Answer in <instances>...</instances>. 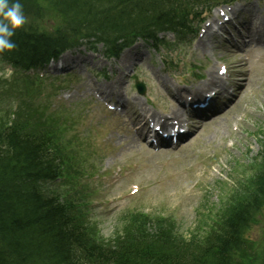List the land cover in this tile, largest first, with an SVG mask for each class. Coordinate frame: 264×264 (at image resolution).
Wrapping results in <instances>:
<instances>
[{"label": "trees", "instance_id": "1", "mask_svg": "<svg viewBox=\"0 0 264 264\" xmlns=\"http://www.w3.org/2000/svg\"><path fill=\"white\" fill-rule=\"evenodd\" d=\"M47 1L21 0L36 13L45 6L48 11L37 19L45 28L25 24L13 37L16 47L0 54V62L15 70L12 82L0 78L9 100L0 107V264H264V248L250 261L243 257L248 245L253 250L247 233L264 212V142L261 164L242 199L203 239L186 241L175 234L174 224L160 219L152 226L146 219L124 239L99 241L78 199L52 187L63 167L71 174L74 157L61 142L67 141L63 121L45 115L49 106L36 100L38 87L27 73L79 45L95 49L101 43L102 53L112 56L137 38L155 40L159 32L184 38L193 17L188 18L187 5H193L190 0ZM215 1L197 0L194 16L199 6Z\"/></svg>", "mask_w": 264, "mask_h": 264}, {"label": "rangeland", "instance_id": "2", "mask_svg": "<svg viewBox=\"0 0 264 264\" xmlns=\"http://www.w3.org/2000/svg\"><path fill=\"white\" fill-rule=\"evenodd\" d=\"M215 9L207 10L202 17L196 19L195 27L201 23L199 28L201 32L208 29L204 23L214 14ZM244 16L248 17L247 10L244 11ZM199 30L196 31L197 35L191 34L179 46L173 43L172 35H167L169 45L158 51H154L146 43L138 42L132 48L124 50L117 61H112L105 70L107 77L103 76L105 62L98 60L100 57L105 59L100 47L93 50L87 46H79L59 53L55 60L47 63L39 78L34 79L38 91H41L39 98L44 99L52 91L48 82L53 76L58 75L57 79L66 78L54 82L60 88L57 95L52 93V106L80 103L83 107H78L83 108L84 115L89 111L83 124L92 123L98 131L94 151H103L105 158L101 165V173L107 170L103 180L109 185L106 195L102 197L97 195L95 199H104V207L107 206L108 209L115 208L113 212L96 210L100 212L96 213L97 218L102 217L101 220L98 219L99 226L106 237L114 228V216L126 208L142 209L151 214L168 216L177 223L180 232L186 235L198 231L201 221L208 216V222L202 227L203 233L207 232L213 222L217 221L213 218L218 216L219 219L240 198L242 199L241 193L250 182L252 173L245 167L246 160L257 154V136L264 131V55L254 53L250 55L246 52L226 54L227 50L221 45L224 42L218 44L220 46L217 49L209 50V40L207 46L203 48L198 43L201 39ZM211 39L213 38L210 37ZM136 47L142 50L140 61L132 72L126 76H119L118 67L121 66L122 56L129 52L135 53ZM64 54L70 56L65 62L66 66L54 67L62 62L60 59ZM161 56L167 59L169 65L160 61ZM220 60H225L233 67L242 62L245 68L240 72L245 71L248 82L240 88L241 93L235 98L238 102L228 109L230 112L222 113L214 122L203 126L182 145L183 148L181 146L164 153H154L146 151L144 147H137L136 144L129 146L127 143L130 140L126 138L131 135V131L124 116L128 114L132 104L123 106L125 114L110 113L103 111L101 104L93 97L94 93L98 94L99 86L110 84L116 79L119 85L127 87L128 92L133 94L129 103L131 101L141 106L146 101L150 108L170 112L174 106L161 83L166 82L169 88L174 79L184 78L192 81L194 77H206L211 71V65ZM13 73L12 69L6 68L0 62V78L12 82ZM19 76L23 79L21 74ZM108 77L112 80L108 81L106 79ZM237 78L239 75L234 76V79ZM23 80L25 86L30 83ZM136 82L146 88L145 99L139 94L137 95L140 97L137 95L134 97L133 87ZM7 90L5 84L0 82V107L3 108L9 104L5 95ZM68 93L72 96L66 101L62 97ZM146 93L152 96L153 104L148 102ZM78 112L82 113L79 110ZM2 120L3 117L0 118V122ZM61 126L69 128L67 124ZM79 151L82 149L79 148ZM133 162L137 167L130 166L128 172L138 177L134 184L140 188L139 194L125 202L117 201L116 196L127 190L124 188L125 176L115 184L109 183L108 180H112L114 176L115 164ZM237 169L240 170L235 172ZM246 237L253 247L251 251L248 245V252L243 256L249 260L250 255L256 257L255 252L264 248V225L261 222L254 223Z\"/></svg>", "mask_w": 264, "mask_h": 264}, {"label": "bare ground", "instance_id": "3", "mask_svg": "<svg viewBox=\"0 0 264 264\" xmlns=\"http://www.w3.org/2000/svg\"><path fill=\"white\" fill-rule=\"evenodd\" d=\"M47 1V0H46ZM49 1H47L48 3ZM196 2L197 0H190V3L193 5V8H196ZM49 5V4H48ZM52 4L50 3L49 7ZM252 5L254 6V14H253V21L255 22H263L264 21V12L261 8L258 7V5L256 4V2H252ZM191 6L187 5V8L189 10L188 13V18L194 16V12H193V8ZM236 9V8H235ZM25 16H26V23L25 24H31L36 26L38 29L42 30L45 28L44 26V22H40L37 19L40 18L41 16H43L48 10L45 8V6L43 5H39L38 6V10L37 13L34 11V9H32V7H27V8H23ZM247 35L248 38L252 41L253 44L257 45H263L264 44V37H260L257 33H255L253 30L251 29H247ZM207 39V33H204V35L202 36V38L198 41L199 45H203L204 44V40ZM101 44V43H100ZM230 45V46H229ZM226 47H231V48H235V44L234 43H225ZM141 54L142 51L140 49H136L135 53L133 52H129L125 55L122 56L120 62H121V66L118 67V75H124L126 71H131V69H133L138 62L140 61L139 59L141 58ZM68 58H70L69 55H65L60 59V61H62L60 64H57V66H54L56 68L58 67H65L66 64L65 62L68 61ZM61 67V68H62ZM241 81H243V79H241ZM164 86H166L164 83H162ZM119 85L118 82L113 83V81L110 82V84H106V85H101L99 86L98 91H100V95H102V97L104 99H109L111 98V96L116 95L118 98L116 99V102L121 105V106H125L127 104V102L125 100H123L122 98H119L118 95H120L119 89H118ZM180 104H181V93L179 92L178 94V98L176 99ZM25 119L20 120L19 124H23ZM206 125H209L210 122L205 123ZM198 131V130H197ZM140 134H139V128H137L135 135L132 136V142L129 143V145H131L132 143H136L138 139H140ZM69 165V164H68ZM68 177H70V168L68 166L63 167L62 169V174L59 178L56 179L55 183L59 184L61 183L63 180L67 179ZM69 200H72V197H69ZM99 236V233H94V237ZM129 247H131V244L129 245ZM122 249V248H120ZM127 251L126 249H122Z\"/></svg>", "mask_w": 264, "mask_h": 264}, {"label": "clouds", "instance_id": "4", "mask_svg": "<svg viewBox=\"0 0 264 264\" xmlns=\"http://www.w3.org/2000/svg\"><path fill=\"white\" fill-rule=\"evenodd\" d=\"M26 23L21 0H0V54L15 47L13 37Z\"/></svg>", "mask_w": 264, "mask_h": 264}]
</instances>
